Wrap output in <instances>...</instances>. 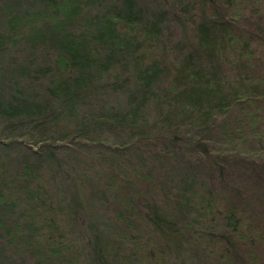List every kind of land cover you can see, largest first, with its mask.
I'll list each match as a JSON object with an SVG mask.
<instances>
[{
    "label": "trees",
    "instance_id": "trees-1",
    "mask_svg": "<svg viewBox=\"0 0 264 264\" xmlns=\"http://www.w3.org/2000/svg\"><path fill=\"white\" fill-rule=\"evenodd\" d=\"M85 262L264 264V0H0V264Z\"/></svg>",
    "mask_w": 264,
    "mask_h": 264
},
{
    "label": "rangeland",
    "instance_id": "rangeland-1",
    "mask_svg": "<svg viewBox=\"0 0 264 264\" xmlns=\"http://www.w3.org/2000/svg\"><path fill=\"white\" fill-rule=\"evenodd\" d=\"M101 169L99 168V171ZM84 180V179H83ZM81 181L80 184V192L78 190L72 188V190L79 196L82 197L84 195V192L88 190L87 185L84 181ZM89 199V197H87ZM93 205L97 208L98 211V218H99V223L100 225H104L107 223L112 224L113 226L116 224L115 218L112 217V211L113 207L110 205L112 202V198L110 201H105L103 200L102 205L98 204L97 200H92ZM68 205L64 204L62 207L65 208L63 210V215L60 216V222L63 224V229L59 235H62L61 240H65V238H68L73 242L75 245L76 251L82 254V259L85 261L86 258H88L89 251L91 250V245L88 244L90 241V233L89 229L86 224V218L83 213L74 208L73 202L70 200L69 196H67V199L64 201ZM97 203V205H96ZM67 211V212H66ZM71 214L68 216V214ZM72 216L74 218H72ZM105 226V225H104ZM107 227V226H106ZM148 229L149 226L147 225ZM108 232V231H107ZM186 256V255H185ZM86 264V262H85Z\"/></svg>",
    "mask_w": 264,
    "mask_h": 264
}]
</instances>
